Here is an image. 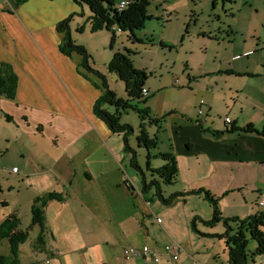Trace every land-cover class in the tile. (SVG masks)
Returning <instances> with one entry per match:
<instances>
[{"label": "crops", "instance_id": "crops-1", "mask_svg": "<svg viewBox=\"0 0 264 264\" xmlns=\"http://www.w3.org/2000/svg\"><path fill=\"white\" fill-rule=\"evenodd\" d=\"M70 15H74L69 26L72 41L90 53V45L77 41L72 28L76 25L80 35L91 33L86 6L73 0H0V63L9 64L18 80L14 99L0 97V119L17 130L10 162H21L16 173L7 170L0 176L5 178L0 179V225L13 216L20 222L18 230L28 231L18 249L19 264L30 234L33 244L25 264L47 260L49 264H126L122 256L126 246H147L158 253V263L133 258L129 264L177 263L180 252L174 258L167 249L174 243L188 245L174 225H155L154 221L162 222L145 198L146 206L139 210L129 206L122 184L128 162L90 160L97 152L106 153L113 134L93 113L102 94L98 79L82 72L80 58L60 51L63 35L57 25ZM252 53L233 56L227 69L203 78L205 86L212 84L198 102V109L206 113L203 118L175 114L172 120V146L167 153L175 157L178 168L172 194L205 189L218 199L222 216L221 203L230 197V206L247 208L245 192L256 194L257 202L249 208L251 213L241 210V214L264 211V137L241 131L248 125L264 130V59L238 63ZM219 104L225 116L217 120L211 113L217 114ZM133 180H124L131 195L138 194ZM48 194L63 199L45 203L44 246H39L40 230L31 225V206ZM234 195L241 196L239 203ZM193 198L199 199L186 195L181 200L188 203ZM197 216L196 211L190 214V221ZM149 232H162L172 244L159 247ZM37 252H45V258L37 259Z\"/></svg>", "mask_w": 264, "mask_h": 264}, {"label": "rangeland", "instance_id": "rangeland-1", "mask_svg": "<svg viewBox=\"0 0 264 264\" xmlns=\"http://www.w3.org/2000/svg\"><path fill=\"white\" fill-rule=\"evenodd\" d=\"M147 15L150 18L146 20L144 27L134 31L137 40L130 39L128 32L119 30L115 31L114 36L105 30L98 32L97 35L88 32L80 35L75 32L76 25L73 24L72 28L77 41L90 45L89 65L106 76L108 87L116 98L124 99L126 94L124 83L118 81L107 70V64L115 53L127 54L133 68L146 73L145 87L149 90L150 98L145 104L132 102V105H136L138 109L149 107V117L140 119L138 114L129 109L122 113L119 124L132 127L131 134L127 136L128 144L136 155V161L144 173L146 182L156 180L161 183L159 175L152 170L164 164L158 155L167 153L171 149L174 117L182 114L186 119L199 116L198 102L202 91L209 90L212 86V84L205 86L207 79L203 78H208L209 74L216 73L215 71L219 69H227L231 65L233 56L241 55L246 51L253 53L248 58L239 60L238 63L244 64L247 60L254 63L264 59V49H261L264 46V0H148ZM72 55L81 59L77 54ZM81 70L84 74L94 77L84 69ZM216 107L218 112L217 114L212 112L211 117L217 120L223 119L225 116L223 106L219 104ZM105 108L110 113L115 111L113 107ZM201 110L200 117L203 118L206 113L204 108ZM151 118L160 121L154 123L150 121ZM140 124H143V129L149 138L157 139V147L149 150V159H147V150L137 142L141 132ZM16 134L17 130L13 124L0 119V176H3V171H11L12 167L21 169V162H10V152L17 146L12 140ZM111 142L112 144L110 142L108 144L112 150L107 145L106 153L104 150L97 152L95 159L90 160L128 162L123 167L125 171L123 177L125 181L133 177L135 179L133 188L138 192L136 196L131 195L133 192L128 191L125 181L122 180L129 196V206L133 210H139L143 205L146 206L143 199L145 198L149 205L153 206L154 215L162 222L158 224L154 221L155 225H174L176 233L182 238L183 243L188 245L180 246L179 261L173 264H228L225 240L215 236L226 232L222 223L204 226L199 221H195L197 231L211 237H201L190 231L193 229L189 217L195 211L197 218L211 220L212 207L209 202L200 195L199 199H189L188 203L178 198L171 206H163L154 196V187L141 197L142 195L139 194L141 175L130 164L131 153L124 151L122 135L113 134ZM77 159L80 161L82 157L77 156ZM160 186L165 198L174 191L172 185L161 183ZM245 195L248 201L245 209L230 206L232 197L221 203L224 218H245L246 215L243 216L241 210L251 213L249 208L257 202V195L248 192H245ZM234 196L235 202L239 203L241 196ZM259 209H262L261 206ZM252 210L255 211V208ZM152 218L156 217L152 216ZM24 223H26L25 218H23ZM230 225L234 228V225ZM23 227L22 225L21 228ZM163 233L149 232V237H155L159 247L172 244L168 236H164ZM33 237L34 234H30L29 241L21 248L22 264L27 261ZM246 250L248 254L246 264H264V255L254 254L256 250L254 240L248 238ZM8 252L9 245L4 240L0 244V255L4 256ZM37 253V259L45 258V252Z\"/></svg>", "mask_w": 264, "mask_h": 264}, {"label": "trees", "instance_id": "trees-1", "mask_svg": "<svg viewBox=\"0 0 264 264\" xmlns=\"http://www.w3.org/2000/svg\"><path fill=\"white\" fill-rule=\"evenodd\" d=\"M79 6H86L90 12L88 22L90 24V32L96 33L102 30L113 34L116 30L121 32H128L129 38L135 40V30H140L148 17L147 6L148 0H129L128 6L122 10H117V3L114 0H73ZM121 1V0H120ZM74 15H70L62 20L57 25V30L63 35L60 51L65 56L69 57L72 54H77L81 57L80 67L85 71L94 75L99 81V86L102 91L100 97L95 101L93 106L94 115L100 119L112 134L122 135V143L124 151L131 153L130 164L135 171L141 175V195L144 196L148 190L154 187V196L163 206H171L178 198H183L186 195L203 196L212 207L211 220L203 221L199 217H193L190 226L201 237H211L210 235L201 234L196 229L195 221H199L204 226H212L222 223L226 228V232L222 235H215L219 239L225 240V245L228 251V264H246L248 254L246 250L248 238L256 242L255 255H264V211L257 212L245 218H224L218 206V199L215 198L209 191L199 189L187 193H174L165 198L162 195L160 184L168 186L173 185L177 178L178 168L175 157L170 153H161L158 156L164 161V165L158 169L152 170L161 178V183L156 180L146 182L144 173L136 161L135 153L130 149L128 144V137L131 134L132 127L127 124H119V118L122 113L131 109L139 115L140 119L149 117V107L138 109L136 104H145L148 102V93L145 90L147 81L146 73L141 70L138 71L133 68L131 59L126 54L115 53L107 64L109 74L115 76L118 81L124 83V90L126 98L118 99L115 94L109 89L106 76L99 71L93 69L89 65L90 55L84 47L75 44L70 37L69 23ZM137 40V39H136ZM17 76L13 68L6 63H0V97L7 99H14L17 89ZM143 91L146 94H143ZM105 107H113L114 113H110ZM151 122L158 123L160 120L151 118ZM141 132L137 138L139 146L147 150V159L150 158L149 150L157 147V139H152L146 134L143 129V124H140ZM244 132H254L264 137V130L257 131L250 125L242 129ZM156 157V156H155ZM58 199L62 200L61 196L55 194H48L43 198L34 201L31 206V225H37L40 233L37 237V245L44 246V205L48 200ZM19 220L16 217L10 216L6 218L0 225V243L2 240H7L9 244V254L7 256H0V264H19L18 249L19 246L26 242L28 238V231H19ZM234 225V228L230 225Z\"/></svg>", "mask_w": 264, "mask_h": 264}, {"label": "built area", "instance_id": "built-area-1", "mask_svg": "<svg viewBox=\"0 0 264 264\" xmlns=\"http://www.w3.org/2000/svg\"><path fill=\"white\" fill-rule=\"evenodd\" d=\"M128 4L129 0L119 1L116 6L117 10H124L128 6ZM143 94H146V92L143 91ZM198 115H202L201 109H198ZM225 123H230V120L228 118H225ZM11 172L16 173L17 168H12ZM180 251L181 247L174 243L167 249V254L172 255L174 258H176ZM122 256L126 264H129L133 258L150 259L155 263L159 262L158 253L156 252V250L147 246H143L142 248L126 247L122 251ZM44 264H49V261H45Z\"/></svg>", "mask_w": 264, "mask_h": 264}]
</instances>
